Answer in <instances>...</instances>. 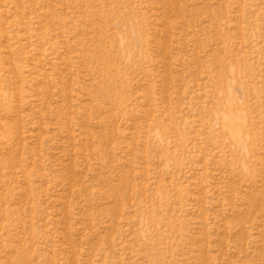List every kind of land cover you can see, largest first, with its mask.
<instances>
[{"label": "rangeland", "instance_id": "obj_1", "mask_svg": "<svg viewBox=\"0 0 264 264\" xmlns=\"http://www.w3.org/2000/svg\"><path fill=\"white\" fill-rule=\"evenodd\" d=\"M0 264H264V0H0Z\"/></svg>", "mask_w": 264, "mask_h": 264}]
</instances>
